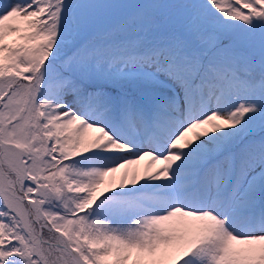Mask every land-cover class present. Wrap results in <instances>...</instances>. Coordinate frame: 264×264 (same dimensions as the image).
<instances>
[{
  "label": "snow or ice",
  "instance_id": "snow-or-ice-1",
  "mask_svg": "<svg viewBox=\"0 0 264 264\" xmlns=\"http://www.w3.org/2000/svg\"><path fill=\"white\" fill-rule=\"evenodd\" d=\"M0 264H264V0H0Z\"/></svg>",
  "mask_w": 264,
  "mask_h": 264
},
{
  "label": "rangeland",
  "instance_id": "rangeland-1",
  "mask_svg": "<svg viewBox=\"0 0 264 264\" xmlns=\"http://www.w3.org/2000/svg\"><path fill=\"white\" fill-rule=\"evenodd\" d=\"M147 159V158H146ZM144 164H145V161H141V163H140V165H139V167L141 168V170H143V168H144ZM135 167V166H134Z\"/></svg>",
  "mask_w": 264,
  "mask_h": 264
}]
</instances>
